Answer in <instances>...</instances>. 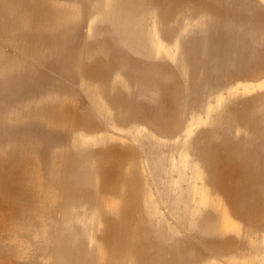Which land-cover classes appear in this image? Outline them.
<instances>
[{
  "label": "rangeland",
  "instance_id": "rangeland-1",
  "mask_svg": "<svg viewBox=\"0 0 264 264\" xmlns=\"http://www.w3.org/2000/svg\"><path fill=\"white\" fill-rule=\"evenodd\" d=\"M0 264H264V0H0Z\"/></svg>",
  "mask_w": 264,
  "mask_h": 264
},
{
  "label": "bare ground",
  "instance_id": "bare-ground-1",
  "mask_svg": "<svg viewBox=\"0 0 264 264\" xmlns=\"http://www.w3.org/2000/svg\"><path fill=\"white\" fill-rule=\"evenodd\" d=\"M19 16V15H18ZM13 20V19H12ZM17 21V20H16ZM21 21V20H20ZM18 22V21H17ZM26 22V21H25ZM33 23V22H32ZM24 24V23H23ZM55 28V27H54ZM29 30H30V27H29ZM26 32H27V30H26ZM34 33V32H33ZM57 33V32H56ZM49 36V35H48ZM54 37V36H53ZM57 39V38H56ZM49 42H51V41H49ZM18 44V43H17ZM45 45V44H44ZM21 47V46H20ZM21 50V49H20ZM22 50H23V48H22ZM23 52V51H22ZM26 53V52H25ZM51 53V52H50ZM52 53H53V51H52ZM43 54V53H42ZM54 54V53H53ZM47 56H48V53H47ZM32 59V58H31ZM86 59H88L89 60V58H86ZM34 60V59H33ZM49 61V60H48ZM90 61V60H89ZM42 62V61H41ZM44 62H46L47 63V61H46V59H45V61ZM88 63H90V62H88ZM53 65V64H52ZM43 66V65H42ZM49 66V65H48ZM87 66L89 67V64H87ZM40 67V66H39ZM45 67H47V66H45ZM50 67H51V65H50ZM55 67V66H54ZM53 68V67H52ZM52 68H50V70L52 69ZM47 69V68H46ZM86 70H87V68H85ZM91 69V68H90ZM41 70V69H40ZM53 70V69H52ZM55 70V69H54ZM85 70V71H86ZM88 71H90L89 69H88ZM91 72V71H90ZM90 72H88L89 74H90ZM85 73V72H84ZM87 73V74H88ZM86 74V73H85ZM87 76V75H86ZM90 76V75H89ZM40 77V76H39ZM38 81V80H37ZM41 81V80H40ZM42 83V82H41ZM40 83V84H41ZM38 85H39V82H38ZM43 85V84H42ZM44 88V87H43ZM34 89V88H33ZM36 89V88H35ZM34 89V90H35ZM39 89H40V87H39ZM33 90V91H34ZM37 90V89H36ZM41 90V89H40ZM46 90V89H45ZM44 89L41 91V92H43V91H45ZM31 91V90H30ZM37 92V91H36ZM55 103V102H54ZM40 105V104H39ZM55 105V104H54ZM59 105V104H58ZM37 107H39V106H37ZM70 107V106H69ZM31 108V107H30ZM37 109V108H36ZM36 109H35V111H36ZM38 109H41L40 107L38 108ZM44 108H42V110H43ZM48 109V108H47ZM34 110V109H33ZM66 110V109H65ZM49 111V110H48ZM40 112V111H39ZM56 112H58V109H57V111ZM48 114V113H47ZM78 114H81V113H79L78 112ZM38 115V114H37ZM77 115V114H76ZM35 116V115H34ZM54 116V115H53ZM56 116H57V114H56ZM55 116V117H56ZM67 116V115H66ZM79 116V115H78ZM81 117V116H80ZM68 118V117H67ZM66 118V119H67ZM76 118V117H75ZM58 119V118H57ZM61 119V118H60ZM68 120V119H67ZM71 121V120H70ZM116 139L114 138V136H109V137H105L104 139H103V141L104 142H108L109 143V141H115ZM107 143V144H108ZM119 143H121V142H119ZM122 144V143H121ZM110 145H112L111 147H109V144H108V149L107 148H102V149H100V150H98V157H99V160L98 161H94V164H97L98 163V165L95 167L97 170L98 169H102V168H104L106 165H109V166H118L119 168H124V167H126V165H127V162H122L121 160H120V155H122V154H126L128 151H127V149L128 148H122L121 146H120V144H118V142L116 141V143L115 142H112V144H110ZM124 150H126V151H124ZM113 169V167L110 169V170H112ZM114 169H115V167H114ZM113 169V170H114ZM117 169V168H116ZM115 169V170H116ZM119 170V169H118ZM99 171V170H98ZM105 171V170H104ZM117 171V170H116ZM103 172V171H102ZM108 172V171H107ZM120 172V171H119ZM123 172V171H122ZM112 173V172H111ZM114 174V173H113ZM116 174V173H115ZM112 175V174H111ZM118 178L120 177L119 175L117 176ZM110 178V177H109ZM111 178H113V176L111 177ZM117 178V179H118ZM114 180V179H113ZM122 180L123 179H121V180H119V181H121V183H122ZM135 180V179H134ZM112 181V180H111ZM115 181V180H114ZM116 183V182H115ZM118 183V182H117ZM200 191H202L201 189H199ZM212 193V191H210V194ZM200 194V193H199ZM202 194H203V192H202ZM205 194V193H204ZM208 202H209V200H208ZM220 202L221 203H226V207H223V206H221V205H219L218 203H217V207L216 208H214L213 207V209L211 208V211H209L208 213H210V212H212L213 214H212V217L214 218V220H216V226L215 225H212V226H210V227H205V228H203V230H204V232L205 233H211V234H213L214 235V240H216V242L215 243H211L210 245H211V248L213 249V248H218L219 246H220V237L222 238L226 233L223 231V228H222V226L223 225H226V228H227V231L228 232H231V226H234L233 225V223L231 222V220H230V212H231V206H230V202L228 201V199L227 200H220ZM216 204V203H215ZM214 204V205H215ZM134 206H135V208L136 209H139V207L137 206V205H135L134 204ZM206 208H208V207H206ZM209 209V208H208ZM201 210V209H200ZM203 210V209H202ZM204 212V211H203ZM206 213V212H205ZM207 213V214H208ZM202 215H204V213L202 214ZM134 217V218H133ZM157 217V221H156V223L159 225V228L160 227H166V228H168L169 226V228L170 229H176V230H178V228H179V226H178V224L176 223V221H174V220H172V219H170V220H168V219H164V218H161V217H158V216H156ZM112 218H114L113 217V214H107L106 216H105V220L108 222V224H107V227H108V230H110V232H112V231H115L116 232V235L117 234H119V235H121V238H124V237H126L127 239H123L124 241H126V240H128V239H134L135 240V238L136 239H139V241H144L145 239H142L143 237H147V236H145L144 234H143V232L144 233H146V234H153V229L151 228V226L147 223V222H142L139 218H140V216L139 215H132V216H126V215H124V214H121V212H118L117 214H116V218H114V219H116L117 221L114 223L113 221H111V219ZM113 219V220H114ZM103 222V221H102ZM199 224H200V221H198L196 224H194L193 226L194 227H198L199 226ZM105 225V224H104ZM220 225V226H219ZM200 226H201V224H200ZM219 226V227H218ZM99 227V226H98ZM163 227V228H164ZM102 228H103V226H102ZM165 228V229H166ZM101 229V228H100ZM103 229H105V227L103 228ZM112 230V231H111ZM160 230V229H159ZM161 230H162V228H161ZM98 231V230H97ZM105 231V230H104ZM179 231L180 230H178V232L176 231V233H178V234H180L179 233ZM169 233V232H168ZM165 234L164 236L166 237V238H170L171 236H170V234ZM192 233V232H191ZM115 236V235H114ZM120 238V239H121ZM142 239V240H141ZM117 240V239H116ZM133 240V241H134ZM147 240V239H146ZM214 240H212V241H214ZM178 242V241H177ZM146 243H148V240H147V242ZM157 245H158V243H156ZM175 244V243H174ZM108 245V244H107ZM152 245V244H151ZM219 245V246H218ZM254 245H255V243H254ZM257 246V245H256ZM139 247V246H138ZM215 250V249H214ZM216 259V258H215ZM210 261V260H209ZM211 261H212V259H211ZM210 261V262H211ZM212 262H215V261H212Z\"/></svg>",
  "mask_w": 264,
  "mask_h": 264
}]
</instances>
